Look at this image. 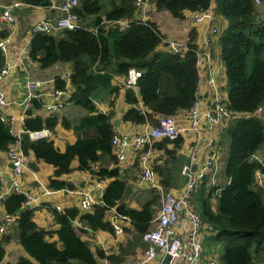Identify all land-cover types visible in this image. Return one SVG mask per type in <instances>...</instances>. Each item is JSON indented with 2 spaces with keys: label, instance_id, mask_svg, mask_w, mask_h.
<instances>
[{
  "label": "trees",
  "instance_id": "16d2710c",
  "mask_svg": "<svg viewBox=\"0 0 264 264\" xmlns=\"http://www.w3.org/2000/svg\"><path fill=\"white\" fill-rule=\"evenodd\" d=\"M35 6H48L50 0H21ZM158 10L170 11L176 18H184L186 10H206L212 0H154ZM263 4V8H261ZM135 0H81L77 9L82 19L94 17L93 26L101 20L126 18L130 26L125 31L100 26L96 35L86 28L63 31L61 36L37 33L32 40L31 56L46 68L58 62L72 66L73 101L83 106L89 114L82 117L75 129H95L91 137L78 139L67 145L65 151L56 147L51 138L31 139L24 136L26 153L33 151L38 160L52 164L55 176L50 178L53 189H73L70 181L60 177L72 172V163L79 161V170H90L102 178H114L103 193V203L95 206L93 212L80 214L77 208H69L56 214L60 223L58 235L63 242L59 248L55 242L46 239L48 231L39 229L34 220L33 208L27 207L28 198L13 192L4 200L9 213L18 215L21 243L29 255L39 264H98V259L89 242L77 231V221H83L93 230L113 231V225L106 219L107 211L116 208L117 213L129 217L139 234L143 235L151 226L155 215L156 196L147 201L141 209L120 203L126 188L125 181L118 178L119 168L92 169L101 154H108L118 160L112 149V138L116 133L112 121L113 112L100 111L92 99L96 90L108 89L117 94L119 88L112 84L116 74H127L135 67L139 70V90L128 88L126 101L132 106L125 112L123 120L134 124L157 125L162 115L176 116L181 110H189L197 100L199 90L198 46L196 35L191 33L189 49L184 53L159 51L163 41L156 23L134 19ZM217 11L224 15L228 26L220 37L221 59L224 63L229 97L227 104L235 117L223 129L229 138V150L224 172L229 182L219 192L216 186L207 187L206 180L196 195L197 207L204 222L217 231L216 243L224 246L221 264H264V188L256 185L258 161L251 157L264 147V0H217ZM6 58L0 50V70ZM58 87L64 81L57 77ZM114 105V100L111 102ZM142 104V105H141ZM63 125L71 123L63 120ZM58 124L54 116L28 118L26 128L31 131L48 128L53 131ZM12 140L9 125L0 116V150H7ZM182 137L163 138L153 143L165 148L169 161L158 166L164 187L170 185L168 162L174 159ZM172 144L173 148H168ZM218 200L213 210L210 200ZM77 226V227H76ZM0 248V262L4 258ZM97 255L105 257L102 249ZM36 264L30 258L20 257L16 263Z\"/></svg>",
  "mask_w": 264,
  "mask_h": 264
},
{
  "label": "crops",
  "instance_id": "0c3cea01",
  "mask_svg": "<svg viewBox=\"0 0 264 264\" xmlns=\"http://www.w3.org/2000/svg\"><path fill=\"white\" fill-rule=\"evenodd\" d=\"M50 1L51 4L48 6H35L26 4L21 0H0V3L3 4L22 2L21 5L13 8V15L15 16L14 23L8 24L0 22V39L4 37L10 38L6 61L12 66L10 73L4 78L0 88L4 91L9 100L15 101L12 105L0 106V116L5 120L14 116L17 120L16 128L19 130L24 129V127L26 128L25 125L28 118L37 116L42 118L51 116L56 117L58 119V124L52 131V136L50 138L54 140L56 147L61 151H65L69 143H75L78 139L91 137L96 133V130L75 129L80 119L89 114V112L74 101L57 113L49 114L44 109V103L51 101V94L58 87V83L56 82L57 77L61 76L66 70L72 69L71 64L66 62H58L43 68L41 67V62L31 56L32 40L35 36L33 35L31 38L33 24L37 20L43 18L55 20L59 16L58 6L62 0ZM211 7L213 8L211 20L205 18L196 22L194 19L195 12L186 10L184 12V18L180 19L174 17L170 11L158 10L154 0H147L145 6L136 8L133 17L137 20H150L156 23L164 35L163 41L157 47L159 51H170L169 42H177L186 46L189 45L191 42V33L193 32L196 35L195 42L198 49L202 51L207 30L211 28V26L216 27L218 31L211 38L208 52L212 58L213 69L217 74L220 94L222 98L227 101L229 91L226 70L221 59L222 47L220 37L227 28L228 21L224 15L218 13L217 0H212ZM94 19L95 18L92 16H87L82 20L85 25L93 28L92 22ZM62 34L60 30H56L51 35L61 36ZM199 75L200 109L202 112H205L207 108L213 106L215 94L213 88H211L207 82V71L200 64ZM124 79V74H116L112 80V84L119 88L117 94H111L108 89H99L93 93L92 99L100 111L104 113L113 112L112 121L116 132L128 134L130 136L146 134L153 127L152 124H134L130 121L123 120L125 112L132 106L126 101L127 89L132 88L136 90L138 97H140L138 89L126 86L122 81ZM29 80H38L41 82L39 89L36 91V93L41 94V96L39 99H33L31 102L27 101V96L30 93L27 87ZM112 100H114L113 106L111 104ZM187 111L188 110H181L175 116L178 129L180 130V136L183 140L180 147L177 149L174 159L168 162L170 170L169 186H163L161 181L162 176L157 171V167L165 165L170 158L165 148L156 147L153 144L139 151L130 150L129 157L125 162L116 161L108 154H101L100 159L93 163L92 169L94 170H99L100 168H119L118 178L124 180L126 184L125 192L120 203H124L135 209H141L147 201L156 196L158 198V202L154 207V218H156L162 206L164 193L170 191L178 195L185 188L186 178L182 170L184 165L189 161L193 147L197 141V134L189 128L190 123L186 116ZM23 117L25 118L24 123L22 122ZM63 120L69 121L71 127H65L62 122ZM223 129L211 130L203 125V133L200 142V156L202 158L206 155L208 140L214 138L219 142L221 147L224 146ZM25 135L30 137L29 134ZM167 147L170 149L173 148L172 144H168ZM26 154L28 157V164L21 178L20 186L28 191L34 198L31 203V208L34 210V220L39 229L48 231L49 234H47L46 239L55 242L57 246L62 249L64 244L58 235L60 223L56 218L51 216V206L60 205L62 207V212L69 208L79 209L80 192L83 190L90 191L100 204L106 187L114 178H102L90 170H79V161L75 159L72 163V172L60 177L65 181L72 182L75 187L73 189H53L49 186V181L51 177L55 176L56 168L52 164L43 160H38L33 151H29ZM144 156H146V160H144ZM145 163L153 166L158 173V185L153 186L140 182V174ZM12 168L13 165L8 159L7 150H0V177H5L7 180L4 187V192L7 193V196L14 192L11 183H9L11 181ZM207 178V187L216 186L218 188L216 190L217 192L229 182V178L224 172L223 160L217 174L216 183H208L211 180V174H209ZM198 192L199 190L193 194L192 198L195 208L197 207L196 195ZM210 202L213 210L216 211L218 208L217 198L214 196ZM94 209L95 207L87 212H93ZM6 212L8 211L3 204L0 210V218H2ZM84 213L86 212L80 211V214ZM106 219L113 225V231L102 229L93 230L83 221H79L82 223L81 227L76 224L78 226H76L78 228V233L82 239L89 242L91 249L97 256L98 262L108 259L120 264H130L135 259L141 258L145 254L148 244L144 241L142 235L139 234L131 219L118 214L116 208L107 211ZM116 225L122 228L119 234L115 232ZM188 228L189 222L182 216L177 225V229L179 232H184ZM216 232L205 234L202 249V256L205 261L211 258L220 259L224 253V246L220 243H216L214 240ZM0 248H2L5 253L0 264L8 262L16 263L20 257L30 258L34 263L39 264L29 255L21 243L18 220L11 224L7 235H0ZM98 248L102 249L105 257L97 255ZM70 264L81 263L72 261Z\"/></svg>",
  "mask_w": 264,
  "mask_h": 264
},
{
  "label": "built area",
  "instance_id": "2783aa9c",
  "mask_svg": "<svg viewBox=\"0 0 264 264\" xmlns=\"http://www.w3.org/2000/svg\"><path fill=\"white\" fill-rule=\"evenodd\" d=\"M260 2V0H257ZM81 0H62L59 9V16L55 20L40 19L33 24L32 35L37 33L52 34L56 30L61 32L65 30H73L76 28H86L96 35L100 32V26L106 29L116 28L120 31H125L130 26V21L126 18L107 19L104 17L100 25L93 28L84 24L77 9L79 8ZM22 2L0 3V22L12 24L15 22L13 15V8L21 5ZM147 4V0H135L136 8H140ZM213 15V8L210 6L206 10H199L195 12L194 19L199 22L205 18L211 20ZM217 28L211 26L205 34L203 50L198 52V68L199 64L205 68L208 77L207 82L214 91V104L207 108L205 112L200 109L199 90L197 92V100L194 105L187 111V118L190 123V129L197 134V141L193 147L189 161L183 167V174L186 178L185 188L180 194L167 191L164 193L162 206L156 218L152 219L150 228L142 235L144 241L148 244L145 254L138 259H135L130 264H221L218 258H211L205 261L202 256L203 243L206 233H214L216 230L212 225L203 221L200 213L194 208L191 198L196 193L203 182L207 183V176L211 174L209 184H215L217 174L219 172L220 161V144L217 140L210 139L207 142L206 155L202 158L200 155V142L203 133V125L211 130L223 129L235 117L227 101L224 100L219 91V83L217 74L213 69L212 58L208 52L211 44V38L217 33ZM10 43L9 37L0 39V50L3 54L8 53V45ZM170 52L184 54L188 49V45H181L177 42H169ZM12 66L9 62L0 70V85L4 78L10 73ZM72 69L66 70L61 74L60 79L64 81V86L57 87L51 94V101L44 103V109L49 114L60 112L66 106L73 103V83H72ZM140 72L137 68L132 67L127 74H124L123 83L128 87H134L139 90L138 80ZM41 82L38 80H29L27 87L30 90L27 96V101L31 102L33 99H39L41 94H37ZM15 101L9 100L4 91L0 88V106H9ZM264 107H259L258 113H262ZM16 118L9 117L6 122L9 125L12 140L7 149V156L12 163L11 186L14 192L24 194L28 198L27 204L33 202V196L20 186L21 178L28 164V157L24 149V136L29 134L31 138H50L52 131L48 128L31 131L24 127V129L16 128ZM25 122V118H22ZM180 136V130L177 126L175 116L162 115L159 118L157 125L153 126L146 134H138L130 136L128 134L116 132L112 138V149L119 162L127 161L130 150H142L146 146L152 145L157 140L163 138L175 139ZM146 160V156L143 157ZM252 161L260 163L259 169L256 171V185L264 188V147L259 149L252 157ZM158 173L153 166L144 164L140 174V182L156 186L159 184ZM6 178L0 177V210L3 207L4 200L8 197L4 192L6 185ZM103 203L101 200L100 204ZM99 203L90 191L83 190L80 192L79 209L82 212L94 208ZM62 212L60 205L51 206V216L56 218V214ZM184 216L189 222V228L184 232H179L177 225L181 217ZM18 220V215L6 212L0 218V235H7L10 226L13 222ZM76 224L81 227L82 223L77 221ZM122 228L115 226L116 234H119ZM98 264H120L117 262L104 259Z\"/></svg>",
  "mask_w": 264,
  "mask_h": 264
},
{
  "label": "rangeland",
  "instance_id": "374dc122",
  "mask_svg": "<svg viewBox=\"0 0 264 264\" xmlns=\"http://www.w3.org/2000/svg\"><path fill=\"white\" fill-rule=\"evenodd\" d=\"M261 6H262L261 8H263V4ZM229 143L230 142H229L228 136H225V138H224V146L220 147V154H221L220 155V161H221V165H222V160H223V167L225 166L226 161H227V157H228L227 155H228V150H229ZM220 168H221V166H220ZM192 198H193V196H192ZM192 198H191V202L193 204ZM193 206H194V204H193ZM194 208H195V206H194Z\"/></svg>",
  "mask_w": 264,
  "mask_h": 264
},
{
  "label": "water",
  "instance_id": "95a60500",
  "mask_svg": "<svg viewBox=\"0 0 264 264\" xmlns=\"http://www.w3.org/2000/svg\"><path fill=\"white\" fill-rule=\"evenodd\" d=\"M9 183H11V181H10ZM27 207H29V208H30V207H31V205H30V204H28V205H27Z\"/></svg>",
  "mask_w": 264,
  "mask_h": 264
}]
</instances>
